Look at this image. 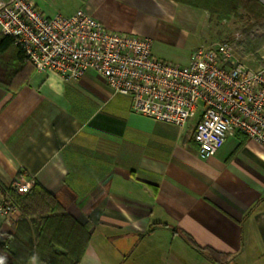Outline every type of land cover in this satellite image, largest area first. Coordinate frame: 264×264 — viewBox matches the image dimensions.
<instances>
[{
	"label": "crops",
	"instance_id": "0c3cea01",
	"mask_svg": "<svg viewBox=\"0 0 264 264\" xmlns=\"http://www.w3.org/2000/svg\"><path fill=\"white\" fill-rule=\"evenodd\" d=\"M31 1L49 17L83 8L109 29L152 38L156 56L181 65L201 45H187L174 0ZM196 113L185 127L157 121L92 70L65 80L28 65L0 84V187L8 196L33 180L89 224L80 264H214L184 234L227 255L222 264H264V145L236 133L203 158Z\"/></svg>",
	"mask_w": 264,
	"mask_h": 264
},
{
	"label": "built area",
	"instance_id": "2783aa9c",
	"mask_svg": "<svg viewBox=\"0 0 264 264\" xmlns=\"http://www.w3.org/2000/svg\"><path fill=\"white\" fill-rule=\"evenodd\" d=\"M0 35L11 37L38 72L77 80L92 70L129 96L134 112L154 120L185 127L199 111L194 139L203 158L236 133L264 145V67L249 66L230 42L200 46L181 65L156 56L150 37L109 29L83 8L49 17L31 0H5ZM34 184L14 187L27 193ZM17 211L0 187V221Z\"/></svg>",
	"mask_w": 264,
	"mask_h": 264
},
{
	"label": "trees",
	"instance_id": "16d2710c",
	"mask_svg": "<svg viewBox=\"0 0 264 264\" xmlns=\"http://www.w3.org/2000/svg\"><path fill=\"white\" fill-rule=\"evenodd\" d=\"M174 1L178 3L180 0ZM231 2L235 7L243 6L256 19L264 17V0ZM226 42H230L239 53L233 42ZM247 45L254 53L255 44L251 46L248 41ZM28 65L34 66L13 39L0 35V84L9 86L25 73ZM7 192L21 216L13 232L0 231V264H28L32 260L35 264H80L90 240L89 224H80L54 195L37 183L27 193H19L12 187ZM183 236L194 250L203 253L214 264H222L228 258L215 250L200 248L187 234Z\"/></svg>",
	"mask_w": 264,
	"mask_h": 264
},
{
	"label": "rangeland",
	"instance_id": "374dc122",
	"mask_svg": "<svg viewBox=\"0 0 264 264\" xmlns=\"http://www.w3.org/2000/svg\"><path fill=\"white\" fill-rule=\"evenodd\" d=\"M178 4L176 26L190 33L188 46L231 41L238 47L240 59L253 68L263 67L264 17L254 18L243 6L235 7L231 0H180ZM248 41L251 46L255 44L254 53L248 50Z\"/></svg>",
	"mask_w": 264,
	"mask_h": 264
}]
</instances>
